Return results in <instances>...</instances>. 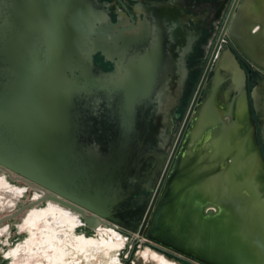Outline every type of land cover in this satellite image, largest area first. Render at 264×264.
<instances>
[{
	"label": "water",
	"instance_id": "1",
	"mask_svg": "<svg viewBox=\"0 0 264 264\" xmlns=\"http://www.w3.org/2000/svg\"><path fill=\"white\" fill-rule=\"evenodd\" d=\"M119 25L100 0H0V137L44 145L25 158L0 142V168L44 194L9 217L48 200L95 233L130 228L145 211L142 184L165 171L137 242L194 256L192 264H264V230L255 236L256 217L264 219V36L242 37L241 47L259 75L262 144L238 102L234 113L203 120V99L168 173L193 39L177 18L166 37L141 41ZM98 51L113 70L95 63Z\"/></svg>",
	"mask_w": 264,
	"mask_h": 264
},
{
	"label": "flooded vegetation",
	"instance_id": "2",
	"mask_svg": "<svg viewBox=\"0 0 264 264\" xmlns=\"http://www.w3.org/2000/svg\"><path fill=\"white\" fill-rule=\"evenodd\" d=\"M100 1L110 11L112 20L120 24L123 37L135 36L140 41L160 34L166 37L167 29L171 32V19L177 18L183 22L185 32L193 39L192 50L186 56L188 75L185 86L180 103L172 111L174 127L165 164V168H169L168 173L173 167L189 133L198 105L203 99L205 111L203 120L204 117L209 119L211 115L220 118L225 113H234L238 105L241 106V119L244 124L255 126L256 143L262 144L253 96L259 75L253 70L254 67L243 54L241 47H246L242 37L264 36V0ZM94 60L105 71L115 68L114 62L106 59L99 51L94 54ZM229 120L231 121L230 117ZM16 177L15 174L11 175L0 168L1 181L12 189L6 190L7 195L0 204V221L15 214L24 205L41 200L44 196L26 181ZM166 178V172L162 171L142 184V187L149 189L141 193V199L146 201L145 211L139 219L129 222L130 228L120 229L122 233L130 236L132 242L136 241L134 231L141 229L142 220L151 209L150 206L158 192H161ZM138 196L139 194L134 195L135 198ZM50 205L72 212L80 219V223L82 222L77 212L54 201L43 200L34 207L26 208L19 216L9 217L0 222V264H29L33 250H16L20 244L31 240L33 236L34 228L23 226L24 221L32 210H44ZM57 214L59 212L56 211L54 216ZM79 225L75 227L78 228ZM82 225L85 229L91 230L83 222ZM40 230L41 227L38 231ZM59 233L62 234L61 228ZM171 251V256L179 261L192 264L191 261L195 260L194 256L181 259L175 255L174 250ZM37 259H41L44 264L48 262L42 252L38 255L33 254V260ZM161 264L168 263L163 261Z\"/></svg>",
	"mask_w": 264,
	"mask_h": 264
},
{
	"label": "rangeland",
	"instance_id": "3",
	"mask_svg": "<svg viewBox=\"0 0 264 264\" xmlns=\"http://www.w3.org/2000/svg\"><path fill=\"white\" fill-rule=\"evenodd\" d=\"M6 130H8L7 127L5 128V131ZM6 134L7 133H5V135ZM0 142L10 148L15 145L14 148L16 150L19 149L21 156L25 158L36 157L39 155L38 152L40 153L44 147L43 144H36L34 145L36 146L35 148L32 142L20 143L17 140L15 142H10L6 137L4 139L0 137ZM47 142H49V140H47ZM49 145L52 144H47V146ZM41 155H43V153ZM47 157H49V154ZM64 157H67V153H64L63 158ZM48 162L51 167L60 171V168L56 167L57 163L55 161ZM63 163L67 162L63 160ZM0 183L6 184L2 182L1 179ZM6 195L4 191L0 190V204L3 203ZM49 207L44 210L34 209L27 216L28 218L35 211L43 215L44 212L46 213L42 218L41 230H37V232L32 229V239L20 244L16 249L17 251L20 249H31L33 250V254L35 253L36 255L42 252L48 260L47 264H161L163 261H166L168 264H188L177 260L171 256V254L163 252L150 244L137 241L132 242L130 236L124 233H116L113 231L114 229L104 228L109 231L111 230L112 233L98 234L92 230L85 229L82 222L79 223L80 225L78 224L79 227L77 228L75 227L77 224L72 223L73 221L71 219V217L74 216L80 221L76 215L64 209L65 212L63 214L54 216L55 213L51 211ZM62 216H68L71 220L68 219L64 224L60 225L61 222L59 218ZM255 221V236L256 238H260L264 230V219L262 217H256ZM40 227L38 229H40ZM59 228H61L62 234L59 233ZM198 236L199 231L196 228L193 237L197 239ZM40 245H42V248H40ZM61 253H63L62 258L57 260L55 256ZM33 254L30 256L31 259L29 264H44L41 259L33 260Z\"/></svg>",
	"mask_w": 264,
	"mask_h": 264
},
{
	"label": "bare ground",
	"instance_id": "4",
	"mask_svg": "<svg viewBox=\"0 0 264 264\" xmlns=\"http://www.w3.org/2000/svg\"><path fill=\"white\" fill-rule=\"evenodd\" d=\"M215 85V84H214ZM211 106V105H210ZM206 112H207V109H206ZM211 112V111H210ZM238 112H239V117L240 118H242V107L240 106L239 107V109H238ZM212 114V113H211ZM204 118H206L207 119V117H204ZM247 124V123H246ZM11 189V187L8 185V184H3V183H0V190L1 191H4V192H6V190H10ZM12 190V189H11ZM5 198V197H4ZM2 200V199H1ZM3 201V200H2ZM49 209L51 210V211H53L54 213H56V211L57 212H59V214H63L65 211H64V209H62V208H55V207H52V206H50L49 207ZM48 209V210H49ZM44 215H46V213L44 212ZM44 215L41 213H39V212H37V211H35V212H33V214L32 215H30L26 220H25V222H24V226H26V227H28V226H31V227H33L34 228V230L35 231H37L38 230V228L42 225V218L44 217ZM46 217V216H45ZM60 219V225H62V224H64L68 219H70V218H68V216H62L61 218H59ZM71 219H72V223H76V224H79L80 223V221L77 219V218H75L74 216L73 217H71ZM70 219V220H71ZM49 221V220H48ZM75 221V222H74ZM32 228V229H33ZM104 229V228H103ZM102 229V230H103ZM106 229H109V228H106ZM106 229H104L103 230V232H102V234L104 233H112V231L110 230H106ZM35 233V232H34ZM101 234V233H100ZM52 235V234H51ZM47 237H49V236H47ZM52 238V237H51ZM45 241V240H44ZM27 248V247H26ZM62 256H63V253H61V254H57L55 257H56V259L58 260V259H60V258H62Z\"/></svg>",
	"mask_w": 264,
	"mask_h": 264
},
{
	"label": "crops",
	"instance_id": "5",
	"mask_svg": "<svg viewBox=\"0 0 264 264\" xmlns=\"http://www.w3.org/2000/svg\"><path fill=\"white\" fill-rule=\"evenodd\" d=\"M113 231L116 232V233H117V232H118V233H122L120 230H113Z\"/></svg>",
	"mask_w": 264,
	"mask_h": 264
}]
</instances>
